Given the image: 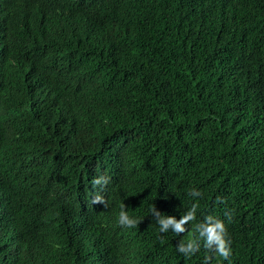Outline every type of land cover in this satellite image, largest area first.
Segmentation results:
<instances>
[{
    "label": "trees",
    "instance_id": "obj_1",
    "mask_svg": "<svg viewBox=\"0 0 264 264\" xmlns=\"http://www.w3.org/2000/svg\"><path fill=\"white\" fill-rule=\"evenodd\" d=\"M0 264H264V0H0Z\"/></svg>",
    "mask_w": 264,
    "mask_h": 264
},
{
    "label": "clouds",
    "instance_id": "obj_2",
    "mask_svg": "<svg viewBox=\"0 0 264 264\" xmlns=\"http://www.w3.org/2000/svg\"><path fill=\"white\" fill-rule=\"evenodd\" d=\"M28 177L20 178V181L28 180ZM95 184L100 185L101 188L108 183L106 178H99L94 181ZM19 186L25 190V187ZM193 197H199L201 193L195 188L190 193ZM94 204L100 203L104 204V200L97 198L93 200ZM36 205V203L34 204ZM196 206L193 205L192 208L180 219L175 216L166 215L159 211L155 206L151 209L152 214L156 217V222L159 225L160 232H168L170 229L176 235L186 231V225L190 221L196 220ZM118 222L121 226L127 228H135L139 221L131 217L128 212L122 207ZM196 231L198 232V237L194 239H189L187 242H181L177 245V251L187 257L193 256L200 250L201 241H203V247L209 250H214L220 257L227 259L231 255V241L228 236V231L225 223L216 216L208 215L204 218L202 222L197 223Z\"/></svg>",
    "mask_w": 264,
    "mask_h": 264
}]
</instances>
